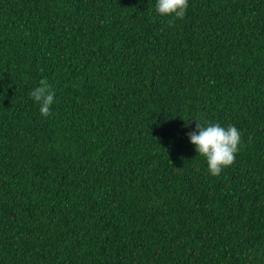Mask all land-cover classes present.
I'll use <instances>...</instances> for the list:
<instances>
[{
	"label": "trees",
	"instance_id": "obj_1",
	"mask_svg": "<svg viewBox=\"0 0 264 264\" xmlns=\"http://www.w3.org/2000/svg\"><path fill=\"white\" fill-rule=\"evenodd\" d=\"M156 3L0 0V264H264V0Z\"/></svg>",
	"mask_w": 264,
	"mask_h": 264
},
{
	"label": "clouds",
	"instance_id": "obj_2",
	"mask_svg": "<svg viewBox=\"0 0 264 264\" xmlns=\"http://www.w3.org/2000/svg\"><path fill=\"white\" fill-rule=\"evenodd\" d=\"M190 0H157L156 12L161 16L182 20L188 10ZM32 99L40 105V112L47 117L51 114V106L55 93L46 79L40 86L31 91ZM196 130L188 133V139L194 145L199 156L206 158L209 173L219 177L232 166L239 153L243 141L241 132L235 126L223 127L219 123L209 122L206 126L196 120ZM186 126L190 124L186 123Z\"/></svg>",
	"mask_w": 264,
	"mask_h": 264
}]
</instances>
